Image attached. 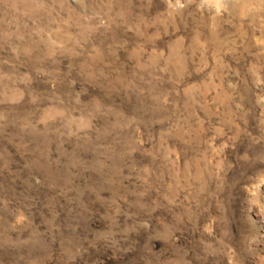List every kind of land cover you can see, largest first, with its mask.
Masks as SVG:
<instances>
[{"label": "rangeland", "instance_id": "obj_1", "mask_svg": "<svg viewBox=\"0 0 264 264\" xmlns=\"http://www.w3.org/2000/svg\"><path fill=\"white\" fill-rule=\"evenodd\" d=\"M0 264H264V0H0Z\"/></svg>", "mask_w": 264, "mask_h": 264}, {"label": "clouds", "instance_id": "obj_2", "mask_svg": "<svg viewBox=\"0 0 264 264\" xmlns=\"http://www.w3.org/2000/svg\"><path fill=\"white\" fill-rule=\"evenodd\" d=\"M203 2H208V0H202V3ZM212 3L215 4L216 11L220 12L222 10L223 6H224L225 0H212Z\"/></svg>", "mask_w": 264, "mask_h": 264}]
</instances>
